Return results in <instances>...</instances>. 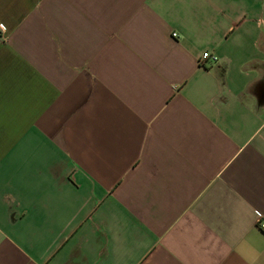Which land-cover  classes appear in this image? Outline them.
<instances>
[{
  "label": "crops",
  "instance_id": "crops-1",
  "mask_svg": "<svg viewBox=\"0 0 264 264\" xmlns=\"http://www.w3.org/2000/svg\"><path fill=\"white\" fill-rule=\"evenodd\" d=\"M0 25V264H264V0H0Z\"/></svg>",
  "mask_w": 264,
  "mask_h": 264
},
{
  "label": "built area",
  "instance_id": "built-area-1",
  "mask_svg": "<svg viewBox=\"0 0 264 264\" xmlns=\"http://www.w3.org/2000/svg\"><path fill=\"white\" fill-rule=\"evenodd\" d=\"M173 36L177 37V34H174ZM207 62L217 63L218 58H217V56H212L210 53H204L201 60L199 61V64L201 67H205V64ZM259 227L262 231H264V222H260Z\"/></svg>",
  "mask_w": 264,
  "mask_h": 264
},
{
  "label": "snow or ice",
  "instance_id": "snow-or-ice-1",
  "mask_svg": "<svg viewBox=\"0 0 264 264\" xmlns=\"http://www.w3.org/2000/svg\"><path fill=\"white\" fill-rule=\"evenodd\" d=\"M0 27H3V25H0Z\"/></svg>",
  "mask_w": 264,
  "mask_h": 264
}]
</instances>
